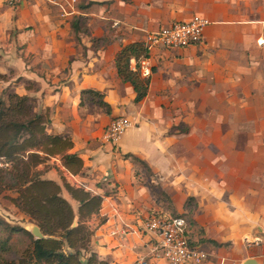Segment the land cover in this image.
Masks as SVG:
<instances>
[{
	"label": "crops",
	"instance_id": "obj_1",
	"mask_svg": "<svg viewBox=\"0 0 264 264\" xmlns=\"http://www.w3.org/2000/svg\"><path fill=\"white\" fill-rule=\"evenodd\" d=\"M194 14L209 20L201 41L148 48L138 62L147 91L135 102L116 53ZM0 55L4 82L83 160L73 175L52 157L43 177L102 196L83 264L89 252L91 264H165L143 227L151 213L182 216L190 244L209 253L204 264H264V0H0ZM118 116L132 125L113 144L104 131Z\"/></svg>",
	"mask_w": 264,
	"mask_h": 264
},
{
	"label": "trees",
	"instance_id": "obj_2",
	"mask_svg": "<svg viewBox=\"0 0 264 264\" xmlns=\"http://www.w3.org/2000/svg\"><path fill=\"white\" fill-rule=\"evenodd\" d=\"M147 56L143 42L128 43L115 56L120 78L129 82L136 93L135 102L142 100L147 91L148 78L142 77L138 68L140 58ZM132 58L137 62L136 70L130 68ZM83 93L97 96V103L109 112V104L99 92ZM50 123L49 114L37 111L27 95L14 91L0 95V195L27 216L29 222L38 225L44 235L34 238L30 230L9 225L0 217V264H83L82 255L88 252L93 229L87 222L98 212L102 196L71 185L64 177L60 182L43 177L52 157H58L73 175L79 174L83 167L81 157L69 151L72 139L49 132ZM127 156L140 161L136 156ZM41 164L46 167L38 169ZM64 192L70 197L64 196ZM70 200L76 202V208ZM16 233L25 234L29 245L18 259L8 260L5 254L11 248V235ZM65 245L74 254L64 252ZM93 260V253L89 252L87 263Z\"/></svg>",
	"mask_w": 264,
	"mask_h": 264
},
{
	"label": "built area",
	"instance_id": "obj_3",
	"mask_svg": "<svg viewBox=\"0 0 264 264\" xmlns=\"http://www.w3.org/2000/svg\"><path fill=\"white\" fill-rule=\"evenodd\" d=\"M27 0H5L9 5H16ZM209 20L201 15L194 14L186 21L175 22L150 32L146 37L147 49L152 46L181 47L199 43L202 33ZM143 74L149 70L143 69ZM132 125L131 121L123 116L113 118L104 131V139L116 144ZM143 227L153 233L156 245L153 255L160 258L165 264H204L209 253L190 244L187 234V224L182 216H168L151 213L144 217ZM124 231H111V234ZM135 264H151L146 256L137 258Z\"/></svg>",
	"mask_w": 264,
	"mask_h": 264
},
{
	"label": "rangeland",
	"instance_id": "obj_4",
	"mask_svg": "<svg viewBox=\"0 0 264 264\" xmlns=\"http://www.w3.org/2000/svg\"><path fill=\"white\" fill-rule=\"evenodd\" d=\"M2 55H0L1 59ZM2 75V74H1ZM7 74L3 75L0 79V95H4L7 91H12L11 84L7 85L4 80L6 79ZM103 111H107L105 107L101 106ZM44 165V164H43ZM49 165V164H48ZM44 167H46L44 165ZM13 192H8V194L13 195ZM73 206H76V202L70 200ZM76 208V207H75ZM0 217L4 219L6 222L9 223V225H20L23 226L25 229L31 230V225L28 222V217L25 218L21 215V213L18 212V210L14 207V205L3 197V195H0ZM28 219V221H26ZM33 223V222H32ZM88 223V222H87ZM35 224V223H34ZM89 225V224H88ZM90 228H92L89 225ZM93 229V228H92ZM5 235V233H4ZM34 237V236H33ZM29 238L23 234V233H16L11 235V248L10 250L5 254V257L8 260L11 259H18L20 256H22L24 250L29 245Z\"/></svg>",
	"mask_w": 264,
	"mask_h": 264
},
{
	"label": "water",
	"instance_id": "obj_5",
	"mask_svg": "<svg viewBox=\"0 0 264 264\" xmlns=\"http://www.w3.org/2000/svg\"><path fill=\"white\" fill-rule=\"evenodd\" d=\"M75 224V222L73 223V225ZM31 225V234L34 236V238H42L44 237L43 233L41 232L40 228L38 225L34 224V223H30ZM64 252L68 253V254H74V250L69 248L67 245L64 246ZM243 264H257L256 260L253 258H248L244 261Z\"/></svg>",
	"mask_w": 264,
	"mask_h": 264
}]
</instances>
